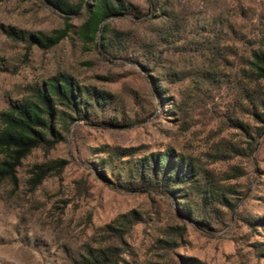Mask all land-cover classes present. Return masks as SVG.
<instances>
[{
	"label": "rangeland",
	"instance_id": "374dc122",
	"mask_svg": "<svg viewBox=\"0 0 264 264\" xmlns=\"http://www.w3.org/2000/svg\"><path fill=\"white\" fill-rule=\"evenodd\" d=\"M126 1L136 9L108 24L131 38L128 49L137 55L136 41L149 37L153 27L143 14L148 12L152 19L158 12L146 0ZM164 1L174 5L176 17L189 32L177 38L175 47H165L155 73H147L130 59L132 55L111 58L84 43L77 30L85 14L73 16L68 37L52 49L28 48L26 41L13 39L8 31L51 35L63 28L62 15L38 0H0V120L2 112L31 98L34 89L60 75L113 96L89 124H75L68 134L64 132L66 142L49 151L33 150L17 168L16 184L0 179V264H71L68 259L87 244L107 243L109 237L102 228L130 213L142 217L127 238L138 264H175L179 255L200 264H264L255 250L264 244V229L251 230L245 221L264 216V125L234 88L222 82V75L230 80L240 76V56H247L248 49L238 43V54L230 57L226 67L222 48L214 55L200 49L206 36L222 47L227 38L225 33L222 37V25L229 23L236 29L230 40L242 32L250 39L264 0H156L157 6ZM205 72L215 74L216 81L209 83ZM155 75L163 79L164 96L169 99L164 107L158 106L154 94L151 78ZM191 75H197L196 82ZM243 83L264 97V82L245 79ZM112 119L135 123L121 130L96 126L97 121ZM233 120L257 138L252 153L247 150L251 138L232 126ZM104 146L139 147L141 152L172 147L193 157L213 171L220 183L238 192L237 215L230 217L226 212L224 223L207 234L184 223L162 196L105 185L92 165L100 162L102 155L96 153ZM3 159L0 152V162ZM59 160L67 161L65 168L53 171L33 188L32 168ZM181 226L186 232L177 239L175 254L163 250L157 240Z\"/></svg>",
	"mask_w": 264,
	"mask_h": 264
},
{
	"label": "trees",
	"instance_id": "16d2710c",
	"mask_svg": "<svg viewBox=\"0 0 264 264\" xmlns=\"http://www.w3.org/2000/svg\"><path fill=\"white\" fill-rule=\"evenodd\" d=\"M54 12L62 15L63 28L51 35L42 33H18L10 29L8 34L16 40L26 41L28 48L36 46L42 50H50L68 37L73 16L85 14V20L78 27L77 33L84 43L91 45L101 54L117 58L121 53L132 55L136 63L147 73H155L166 47H175L177 38L187 35L183 21L176 17L174 5L156 4V0H146L157 10L156 17L149 18L148 12L143 14L146 21L152 24L149 37L140 38L138 54L128 49L131 38L124 32L111 29L108 20L132 13L136 6L126 0H80L71 3L69 0H38ZM255 28L249 33L230 40L236 29L233 23L222 25V47L209 36L200 44L202 51L220 54L222 48V66L226 67L232 55L238 54V43L247 48V56H240V76L235 80L222 75V82L231 85L240 96L242 102L250 107L255 119L264 125V97L251 92L246 83L260 84L264 82V10L255 15ZM156 21V22H155ZM210 35V31L206 32ZM241 33V31H240ZM206 35V34H205ZM189 46L193 42L188 43ZM199 49V48H198ZM135 55V56H134ZM134 56V58H133ZM242 57V58H241ZM153 64L150 68L143 66ZM204 72V71H201ZM238 74V75H239ZM193 75V74H192ZM196 82L197 75L192 76ZM210 82H215V74H203ZM190 77V75H188ZM154 94L158 106L164 107L169 100L165 97L166 89L162 86L161 76H152ZM113 96L96 87L80 86L74 78L67 75L56 76L47 80L42 86L33 90L31 98L22 100L2 112L0 120V152L4 159L0 162V179L9 178L17 183L16 170L35 149L49 151L58 144L66 142L64 132L68 134L75 124H89L97 111L107 108ZM173 109V108H172ZM170 113H174L171 110ZM133 121L100 120L96 126L107 129H126ZM231 125L244 131L248 142L247 150L252 153L256 146V137L249 135L243 123L231 121ZM260 134V132H259ZM258 134V135H259ZM237 149V148H236ZM235 149V150H236ZM237 151V150H236ZM102 155L100 162L92 165L96 168L98 178L107 186L129 192H141L148 195L156 194L169 200L175 213L184 223L192 224L199 231L210 234L217 225L224 223V215H237L236 203L238 192L229 185H223L214 176V172L200 166L196 159L177 153L174 148L141 152L139 147L104 146L98 153ZM67 161H52L48 164H37L32 168L31 185L38 187L51 175L62 171ZM142 219L136 213L122 215L112 224L102 228L109 239L105 244L96 246L87 244L79 252L69 258L71 264H138L136 255L130 250L128 235L131 227ZM246 224L251 230L258 227L264 229V216L249 217ZM186 232L185 226L177 227L172 233H166L157 243L168 253L175 254L181 239ZM255 250L264 258V244H258ZM126 255V257H124ZM175 264H200L198 260L180 256Z\"/></svg>",
	"mask_w": 264,
	"mask_h": 264
}]
</instances>
